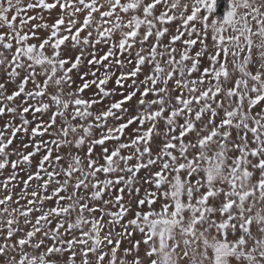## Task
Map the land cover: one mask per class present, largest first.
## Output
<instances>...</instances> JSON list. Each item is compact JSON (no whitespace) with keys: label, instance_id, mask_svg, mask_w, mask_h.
I'll use <instances>...</instances> for the list:
<instances>
[{"label":"snow or ice","instance_id":"6c2138e0","mask_svg":"<svg viewBox=\"0 0 264 264\" xmlns=\"http://www.w3.org/2000/svg\"><path fill=\"white\" fill-rule=\"evenodd\" d=\"M0 264H264V0H0Z\"/></svg>","mask_w":264,"mask_h":264}]
</instances>
